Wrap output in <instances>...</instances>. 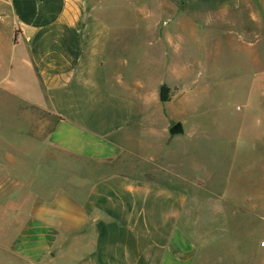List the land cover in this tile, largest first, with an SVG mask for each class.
I'll list each match as a JSON object with an SVG mask.
<instances>
[{
	"label": "crops",
	"instance_id": "0c3cea01",
	"mask_svg": "<svg viewBox=\"0 0 264 264\" xmlns=\"http://www.w3.org/2000/svg\"><path fill=\"white\" fill-rule=\"evenodd\" d=\"M106 2L0 0V92L51 113L44 144L64 157L36 166L0 160V248L24 264H199L186 217L195 190L240 195L206 164L215 140L180 115L197 106L187 81L231 70L264 93V0ZM136 41L160 52L151 60L139 49L141 79L125 70L130 54L120 48ZM212 44L240 58L227 68L198 55L197 46ZM147 68L158 78L143 80ZM177 122L184 131L172 133ZM220 142L242 145L241 135Z\"/></svg>",
	"mask_w": 264,
	"mask_h": 264
},
{
	"label": "rangeland",
	"instance_id": "374dc122",
	"mask_svg": "<svg viewBox=\"0 0 264 264\" xmlns=\"http://www.w3.org/2000/svg\"><path fill=\"white\" fill-rule=\"evenodd\" d=\"M106 1L90 0V5L105 4ZM135 1L152 3V0ZM131 18L136 19V16L131 15ZM167 18L168 15L161 14V23ZM129 35L131 41L137 38L136 31ZM136 43L120 46L121 52L129 50L130 62L125 70H134L133 73L138 71L139 49H145L146 59L152 60L160 54L155 47L140 44L139 48ZM207 48L197 46L198 55L210 54L215 62L220 61L227 68L240 58V51L236 50V54L232 46L212 44ZM148 70L146 74L141 73L143 80L158 78L151 69ZM133 76L128 79H135ZM136 76L139 77L138 73ZM253 82L254 78L239 76L231 70H225L219 76L206 73L196 76L194 82L187 81L188 95L194 98L197 106L184 108L180 115L189 120L187 128L198 127L200 132L208 133L211 140H215L209 143V149L212 153L217 152V161L210 157L211 153L205 157L206 164L212 167L215 163L221 177L223 175V185L233 189L232 195L241 198L226 197L222 190H195L194 204L189 207L186 217L201 251L199 264L235 261L255 264L264 260V250L260 249L264 239V93ZM251 86L252 92L247 93ZM257 86H264V76L258 78ZM248 101L251 107L247 105ZM51 126L52 116L47 109L36 103L23 105L19 99L0 92L1 164L31 165L33 161L36 166L63 161L64 157H58L52 147L47 148L44 144ZM240 135L241 149L229 147L228 142L224 147L219 146L223 139ZM247 143H253L254 148H248ZM27 151H32L33 157H28ZM234 158L236 171L228 173ZM247 195L249 199H246ZM4 244L0 241L1 246ZM0 264H24V261L6 247H1Z\"/></svg>",
	"mask_w": 264,
	"mask_h": 264
},
{
	"label": "water",
	"instance_id": "95a60500",
	"mask_svg": "<svg viewBox=\"0 0 264 264\" xmlns=\"http://www.w3.org/2000/svg\"><path fill=\"white\" fill-rule=\"evenodd\" d=\"M183 125L181 122H177L171 129L172 133L183 132Z\"/></svg>",
	"mask_w": 264,
	"mask_h": 264
},
{
	"label": "trees",
	"instance_id": "16d2710c",
	"mask_svg": "<svg viewBox=\"0 0 264 264\" xmlns=\"http://www.w3.org/2000/svg\"><path fill=\"white\" fill-rule=\"evenodd\" d=\"M166 89H167V87L166 86H163V95H162V99L163 100H167L168 99V96L165 93Z\"/></svg>",
	"mask_w": 264,
	"mask_h": 264
},
{
	"label": "built area",
	"instance_id": "2783aa9c",
	"mask_svg": "<svg viewBox=\"0 0 264 264\" xmlns=\"http://www.w3.org/2000/svg\"><path fill=\"white\" fill-rule=\"evenodd\" d=\"M261 246L264 247V239L261 241Z\"/></svg>",
	"mask_w": 264,
	"mask_h": 264
}]
</instances>
